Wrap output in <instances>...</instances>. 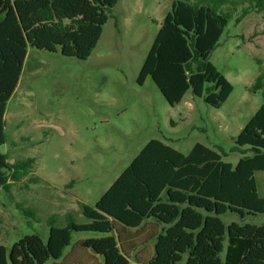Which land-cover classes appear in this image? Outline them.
<instances>
[{
  "label": "trees",
  "instance_id": "16d2710c",
  "mask_svg": "<svg viewBox=\"0 0 264 264\" xmlns=\"http://www.w3.org/2000/svg\"><path fill=\"white\" fill-rule=\"evenodd\" d=\"M118 1L0 0V144L6 141L7 105L28 48L88 58L101 38L108 11ZM246 1L264 9V0L173 1L143 67L171 104L181 102L189 89L214 107L226 101L232 86L212 64L211 55L228 19ZM248 12L243 7L237 21ZM250 90L263 91V102L235 143L251 156L233 167L201 142L185 154L153 139L95 206L82 204L89 222L70 218L66 226L56 227L51 221L46 241L33 233L14 242L9 251L0 247V264L58 259L70 244L72 230L108 234L78 241L92 258L103 256V264H183L185 254L184 264H264V223L226 224L220 217L227 212L241 218L264 214V197L255 180L256 171L264 170V69ZM33 161L28 157L10 162L0 152V188L11 192ZM154 237L151 254L142 257L138 249Z\"/></svg>",
  "mask_w": 264,
  "mask_h": 264
},
{
  "label": "rangeland",
  "instance_id": "374dc122",
  "mask_svg": "<svg viewBox=\"0 0 264 264\" xmlns=\"http://www.w3.org/2000/svg\"><path fill=\"white\" fill-rule=\"evenodd\" d=\"M173 1L119 0L86 59L28 48L8 101L0 152L10 162L34 161L11 192L0 188V247L9 251L33 233L46 241L51 221L56 227L66 226L70 218L89 222L82 204L95 206L153 139L185 154L201 142L233 167L252 155L237 148L235 139L263 102V91L254 93L250 87L264 69V9L249 1L239 5L212 52V64L232 86L223 105L214 107L191 89L171 104L143 67ZM243 7L249 12L237 21ZM255 180L264 197V170L256 171ZM220 217L226 224L264 223L263 213ZM106 235L72 230L62 257L44 264H103V256L92 258L78 241ZM155 241L141 246L139 254L150 255Z\"/></svg>",
  "mask_w": 264,
  "mask_h": 264
},
{
  "label": "crops",
  "instance_id": "0c3cea01",
  "mask_svg": "<svg viewBox=\"0 0 264 264\" xmlns=\"http://www.w3.org/2000/svg\"><path fill=\"white\" fill-rule=\"evenodd\" d=\"M6 116V115H5Z\"/></svg>",
  "mask_w": 264,
  "mask_h": 264
}]
</instances>
